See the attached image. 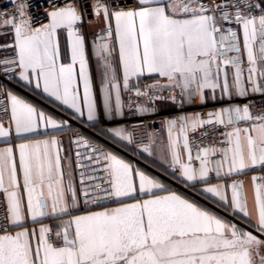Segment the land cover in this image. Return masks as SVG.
<instances>
[{"label": "snow or ice", "instance_id": "1", "mask_svg": "<svg viewBox=\"0 0 264 264\" xmlns=\"http://www.w3.org/2000/svg\"><path fill=\"white\" fill-rule=\"evenodd\" d=\"M9 2L14 11L0 12V264H264V174L251 177V210L243 181L227 183L264 173V111L248 99L264 103V0H51L43 20L29 12L38 0ZM90 21L102 25L91 42ZM5 81L89 122L98 96L110 120L124 115L123 93L140 117L175 106L139 141L125 127L100 135L155 158L186 192L83 135L67 154L54 133L69 122ZM210 101L221 106L184 111Z\"/></svg>", "mask_w": 264, "mask_h": 264}, {"label": "crops", "instance_id": "2", "mask_svg": "<svg viewBox=\"0 0 264 264\" xmlns=\"http://www.w3.org/2000/svg\"><path fill=\"white\" fill-rule=\"evenodd\" d=\"M101 26H102L101 24H93L92 23L88 26V32L90 34L98 32ZM8 39H10V37ZM91 41L92 40H89V42H91ZM90 67H91V70L93 73L94 85L98 89L99 72H98V67L96 64L95 57H94V55L91 54V46H90ZM16 85L18 86L17 88H10V89L17 92L19 95H21L25 99H28L32 103L37 104L39 107H41L45 111L53 114L58 119L67 120L69 122L68 128L64 129L63 131L55 132L54 134H56L58 137L61 138V140L63 141V145H64L65 149L70 150L67 154H69V155L73 154V148H72V145H70V133H71V130L73 128V124L69 120V119H74L72 111L70 109H66V107H64V106H59L58 103L57 104L49 103L47 100L42 99L40 96L29 91L28 89L22 88L18 84H16ZM122 99L124 100V104L126 105L127 93L122 94ZM249 100L254 102L253 111L254 112H261L255 106L256 97L255 96L249 97ZM236 102H241V101L238 100ZM98 104H99L98 119L96 121L89 122L86 120V117L81 118V119H76V120H79L80 122L88 124L91 127V129L93 130V132L96 134L97 138L105 140L107 142H110L111 143V145H110L111 150L117 151L120 155H122L126 159L132 161L134 164H136L137 166H139L140 168H142L146 172H149L152 175L161 176V178L165 179V182L169 183L174 189L181 191V192H186V190L183 187H180V184L175 182L174 180H172L170 176H164L162 174V169H160L157 166L159 164V161L156 160V163H153V160L155 158H153V157H149L147 159L142 158L133 151L134 146H129L128 148L123 149V148H121L120 144L113 142L112 140H110L106 136H101L100 135L101 129L106 130L108 128H114V127H125L126 128V126L124 124L125 107L123 109V111H124L123 116H115L113 119L110 120V119H108V117L106 115L103 114L102 96H98ZM220 106H221L220 103H215V102L210 101L207 105H204V106H200L198 104L186 106L184 111L188 112V113H192V112L206 113L207 111L213 110L214 108H217ZM175 109H176V107L171 105V104H169L167 107H165L163 109V111L157 117L150 120L149 131L159 132L161 120L166 117V114L168 112H171ZM49 132L51 133V130H49ZM44 138H46L44 135H37L34 137V139H44ZM16 142L19 143L20 141H16ZM2 146H4L3 142H0V147H2ZM73 159H74V156H73ZM251 172H252L251 170L247 172L248 175H246V177L243 181L244 191L248 197V205H249L250 210L253 207V196H254V192H253V188H252V182H251V177L253 176V174H250ZM211 182L215 184V183H224L225 181L218 180V181H211ZM201 202L206 203L205 201H201ZM209 206H211V205H209ZM213 210L217 211L220 215L227 216V213L223 212L220 209L213 207ZM228 218L231 219V217H228Z\"/></svg>", "mask_w": 264, "mask_h": 264}, {"label": "built area", "instance_id": "3", "mask_svg": "<svg viewBox=\"0 0 264 264\" xmlns=\"http://www.w3.org/2000/svg\"><path fill=\"white\" fill-rule=\"evenodd\" d=\"M36 2H37V0H33V3H36ZM38 3H39V8L37 9L36 7H33L31 9H29V12L30 13L34 12L38 19L43 20L44 17L42 14L45 11L50 10L51 0H47V2H46V0H38ZM57 3H62V0H57ZM89 3H91V0H89ZM13 11H14V5L12 3H10L9 0H0V12L12 13ZM90 24H92L91 21L89 22V25ZM85 32L87 33V38L89 40L94 39V33L90 34L88 32V27H86ZM5 83L8 84L9 88H17L18 87L16 85V83H14V82L5 81ZM128 96H129V94L127 93L124 124L129 131H132L134 133L136 140L139 141V140L144 138L145 132H149L150 120L157 117L159 114H157V115H145L144 117H140L139 115L135 114V107L134 106L132 108L128 107V103H129ZM255 97H256L255 106L260 111H264V103L261 102V97H259V96H255ZM133 102L135 103L134 97H133ZM140 102L142 103L143 101H140ZM179 113H180V110L176 108L175 110L168 112L166 114V117L175 116ZM69 120L73 124V128H72L71 133H70V138H74L76 135H83V136L88 137L89 139L93 140L94 142H98V143L102 144L104 147L110 149L111 143L97 138L96 134L93 132V130L91 129V127L88 124L80 122L79 120H76V119H69ZM72 148H73V153H74L76 151V149L74 146H72ZM81 151H83V150L81 149ZM250 174L261 175L264 173H261L260 170H255V171H252ZM246 175H248V174H241L239 176H233V177L227 179V183H231L233 179L244 181ZM210 179H211V181H218V179H216L215 177H210ZM222 181H224V180H222ZM180 187H183V186L180 185Z\"/></svg>", "mask_w": 264, "mask_h": 264}, {"label": "water", "instance_id": "4", "mask_svg": "<svg viewBox=\"0 0 264 264\" xmlns=\"http://www.w3.org/2000/svg\"><path fill=\"white\" fill-rule=\"evenodd\" d=\"M146 155V154H145Z\"/></svg>", "mask_w": 264, "mask_h": 264}]
</instances>
